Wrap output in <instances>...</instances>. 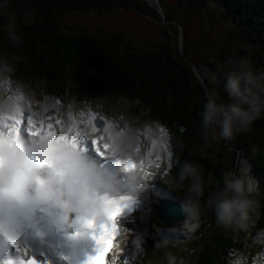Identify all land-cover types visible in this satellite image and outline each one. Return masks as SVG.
<instances>
[{"label":"trees","instance_id":"trees-1","mask_svg":"<svg viewBox=\"0 0 264 264\" xmlns=\"http://www.w3.org/2000/svg\"><path fill=\"white\" fill-rule=\"evenodd\" d=\"M178 1L179 4H193L201 9L222 4L239 20L248 39L257 45V55L264 63V0ZM123 2L11 0L10 10L20 18L18 31L23 38V47L17 49L8 41L3 31L6 20L0 17V55L18 53L25 56L26 59L16 65L14 75L26 82L43 81L44 90L49 94L62 98L68 95L79 102L100 97L114 100L119 96L136 100L137 112H143L152 122L171 130L173 148L169 156V173L176 182L178 161L199 162L206 175L210 172L216 177H220L225 170L236 171V151L231 160L223 157L221 152L214 155L199 135L198 113L202 110L205 88L194 74L193 65L180 57L178 52H172L169 44L157 50L136 51L122 44V33L109 35L105 31L74 30L57 25L65 14L91 10L104 13L114 10ZM131 7L139 12L151 13L145 4L137 0H132ZM29 10L34 12V18L25 25L23 13ZM224 142L234 143L235 147L240 148L241 157L252 162L254 169L262 174L258 192L252 193L262 214L255 227L248 231H225L212 226L215 222L211 213L202 217L199 229L205 228L208 222L212 230H200L203 242L194 249L195 264H224L230 251L238 249L242 243L254 247V242H260L257 236L264 229V118L256 120L248 131L235 140ZM220 148L218 146L217 151ZM182 192L184 195V190Z\"/></svg>","mask_w":264,"mask_h":264},{"label":"rangeland","instance_id":"rangeland-1","mask_svg":"<svg viewBox=\"0 0 264 264\" xmlns=\"http://www.w3.org/2000/svg\"><path fill=\"white\" fill-rule=\"evenodd\" d=\"M122 1L124 2L114 10L105 11L104 13L91 10L83 13L74 11L65 14L58 20L57 25L59 28L66 29H84L91 32L105 31L109 35L122 33V44H125L128 49L136 51L160 49L152 48L154 45L159 46L158 42L165 45L169 44L168 48L172 52H178L180 57L193 65V72L199 78L210 77L212 72H216V78L220 83H212L211 85L204 83L203 86L205 92L215 88L219 91L220 98L225 102L228 99L227 94L223 91L225 75L238 64L235 63L233 57H230L229 51L234 52L233 54H236L240 61L248 63L252 68L255 66L254 72L264 73V63L259 60L257 55V45L248 39L239 20H233L235 17L232 13L226 19L223 18L227 11L222 4L215 5V8L212 6L209 9H201L193 6V4H179L178 0H137L145 4L146 9L151 12L143 13L131 7L132 0ZM207 12L210 14L209 17L206 15ZM237 27H240L241 30ZM236 28L238 30H235ZM161 31H170L172 37L167 38ZM199 31L200 33H198ZM200 43L204 48L203 55L210 61L205 65L199 63L200 57L197 52ZM242 49L245 50L244 53L240 52ZM226 61L227 64H225ZM5 89L22 92L23 96L30 98L32 106H41V108L44 106L45 110L51 112L49 117L44 118L42 116L40 120H37V124L44 121V119H49L51 123L52 120L54 122L59 120L60 123H67L65 124L67 128L73 127V132L77 130V127L74 130L75 125L83 124L78 132L90 138L97 137L100 132L103 133L104 129L97 132L96 125L98 124L96 121L103 117V121L101 120L103 126L107 122L112 127L114 126L112 123L118 126L117 128L115 126L117 134L119 138L121 137L124 140L122 146L119 145L120 147L124 148L127 140L132 137L134 142H138L137 150H139L140 145L143 152L146 149L148 150V145L149 148L154 147L157 150L156 158L160 159L159 167L155 171V177L151 173L146 175L149 179L154 177V180L159 182V184L157 182L156 184L162 185L166 190L174 192L182 199V190L184 189L177 184L175 178L169 173V156L172 154L173 148L171 130L164 126L161 127V124L152 122L143 112H137L136 100L119 96L114 100L108 97H100L79 102L75 97L70 98L68 95L62 98L47 93L44 90L43 81L32 83L17 77H9L7 81L0 82V94L3 96ZM14 101L20 106L23 113L22 118L27 120L29 114L25 112L23 102ZM23 101L26 102L24 98ZM175 104L174 106H176ZM41 110L39 109L38 113H41ZM86 113L89 116L86 117ZM88 117L93 120L88 119ZM98 122L100 123V121ZM54 128H58L57 124L54 125ZM118 130L123 131V134H120ZM151 137L154 139L153 142L150 140ZM116 139L119 140L113 136L111 140L115 141H110L111 143L114 142L115 148L118 145ZM218 146L221 147L219 151H217ZM206 148L214 155L221 152L223 157L230 158V160L233 158L231 157L233 152L236 151L234 169L237 171L239 168L240 175L245 179H252L255 184L254 191H256L258 177L251 178L250 176L254 170L253 163L241 157L240 148L235 147L234 143H223V140L211 136L206 141ZM135 155L138 157L137 154ZM144 157H138L140 160L138 172L143 171L142 173H144ZM163 187L162 189L165 190ZM207 223L203 229H199V226L193 229L186 220L179 223H166L153 214L148 218L144 228L133 234L136 238L137 236L141 237L136 240L137 246L133 245V255L137 254L138 264H195L196 252L194 249L203 242V235L200 230L206 228L212 230L211 225ZM212 226L217 227L215 223ZM261 235L262 233L259 231L257 237H261ZM262 237H264V232ZM254 243L261 246V248L256 247L253 250L251 244L242 243L238 249L230 251L224 264H264V242L263 245L257 241ZM149 246L155 247L151 248Z\"/></svg>","mask_w":264,"mask_h":264},{"label":"clouds","instance_id":"clouds-1","mask_svg":"<svg viewBox=\"0 0 264 264\" xmlns=\"http://www.w3.org/2000/svg\"><path fill=\"white\" fill-rule=\"evenodd\" d=\"M11 6V0H0V17L6 20L3 31L8 41L21 49L20 18L10 10ZM33 18V11H25L23 24H29ZM25 59L18 53L0 55V82L7 81L14 74L16 65ZM217 83L220 81L214 82ZM223 91L227 94V102L220 98L215 88L204 93L198 115L199 135L205 141L210 136L233 141L248 131L256 120L264 118V73H256L248 63L240 61L226 73ZM18 96L24 98L22 92ZM20 110L13 101L0 94V116L18 114ZM17 145L15 154L0 145V234L7 237L14 234L21 218L34 217L40 209L54 210L59 225L67 224L72 213L78 214V222L93 219L101 224L107 219L104 198H114L121 187L136 191L145 179L134 172H127L126 179H121L118 174L90 160L80 148L66 142L48 147L51 166L33 167L27 151L32 146L31 139L19 137ZM114 153L125 157L121 163L127 164L129 154L119 145ZM177 163V184L184 189L181 208L193 229L208 213L212 214L216 226L225 231H248L255 227L262 213L258 201L252 198L254 181L240 175L239 168L237 171L225 170L216 177L210 172L206 175L199 162L184 160ZM124 169L122 167L121 171ZM254 176L257 175L253 173L251 178ZM260 231L264 232V229Z\"/></svg>","mask_w":264,"mask_h":264},{"label":"snow or ice","instance_id":"snow-or-ice-1","mask_svg":"<svg viewBox=\"0 0 264 264\" xmlns=\"http://www.w3.org/2000/svg\"><path fill=\"white\" fill-rule=\"evenodd\" d=\"M20 117H22V113L0 116V145H3L5 149L10 150L13 154L18 150L19 126L23 122ZM100 119L103 121V117ZM56 123L59 124L60 121L57 120ZM27 132L32 142L31 148L27 151L29 152L31 166L33 167L51 166V161L47 156L48 147L51 144L66 142L74 148H79L78 141L82 140L78 131L73 133L71 128H62L58 135L52 124H45L41 121L39 122V126H36L31 117L27 120ZM101 140H106L105 136L101 135L99 139H91L97 153L103 157L110 151L111 155H113L115 152L114 143L105 142L103 144L104 151H101ZM107 140H111V137H108ZM156 167H159V164ZM135 168L136 165L134 163L128 162L124 170L131 172ZM128 204V197L112 199L105 197L104 205L107 219L103 223L97 224L93 219L79 220L80 227L73 238L91 235V238L96 243V254L89 256L86 264H106V255L113 249V240L117 235L116 218ZM11 243L16 248L18 255L14 260L8 262V264H39L36 257L34 255L29 256V250L26 247H22L18 241L13 239ZM43 264H51V261L45 258Z\"/></svg>","mask_w":264,"mask_h":264},{"label":"bare ground","instance_id":"bare-ground-1","mask_svg":"<svg viewBox=\"0 0 264 264\" xmlns=\"http://www.w3.org/2000/svg\"><path fill=\"white\" fill-rule=\"evenodd\" d=\"M154 3H156V2H154ZM207 78L211 79L212 75L210 77H207ZM18 93H19V91H18ZM16 100L23 102L24 110L27 114H29L28 115V118H29L31 115V111H30L31 108L28 107V104L26 102H24L23 99L19 98L18 95H17ZM34 108H35L36 112L33 113V120H35V119L40 120L42 118V116L44 118H47L51 114V112L49 110H45L44 106L41 108V106L34 105ZM39 109H42L41 113H38ZM20 118L23 119L22 117H20ZM98 121H101V119L99 118ZM98 121H96V122L99 123ZM43 122L45 123V121H43ZM49 122L51 123V121H49V119H48V123H45V124H49ZM65 124H67V123L61 122V123L57 124L58 128H55V131L57 134H58V132H60V130L62 128H67V126ZM102 125H103V123H102ZM37 126H39V124H37ZM76 127H77L76 131H79L83 127V124L75 125L74 130ZM110 127L112 128V126H110ZM71 129H73V127ZM111 130H113V129H111ZM111 130L109 129V131H111ZM76 131H74L73 133H75ZM98 131H100V130H97V132ZM113 131L115 132L114 136L119 139V140L116 139V141H118V145L122 146V143H124L123 138H121V137L119 138L116 129H114ZM100 134L103 135L104 131H103V133L100 132ZM100 134H98L97 137H99ZM81 135L88 139V137L84 136L83 133ZM112 137H111V139H112ZM150 140H152V142H153L154 141L153 137H151ZM127 142H126L127 144L125 143L124 148L121 147L124 151L127 152L129 149H131V151L135 152V154H137L138 156L142 155L141 145L139 146V150H137L136 148L138 147L137 146L138 142H134L133 137L130 138V140H127ZM172 147H173V140H172ZM156 152H157V150L154 147H152L150 149L148 148V150L145 151V157L147 160H146V165H144V166L146 167V170L144 171V173H141V176H143L145 179H144L143 184L136 190L139 197L141 198V200H144L142 209L131 214V215H129L128 217L122 219V221H121V235L119 237V240H120L121 247L124 250V251L122 250L123 253L121 254V256H122L121 264H138L137 254L135 256L133 255V245L137 246L136 240L140 239L141 237L137 236V238H136L133 236V234H135L136 232H140L144 228L145 223L148 221V218L151 215L154 214V215H157V217H159L157 214V201L160 200L161 198L167 196V192L165 190H163L161 186L158 187L157 185L152 184L150 182L148 176L146 175L147 173H151L152 176H154L155 171L157 170L156 165L159 164L160 159L158 160V158H156ZM118 155H121V154L118 153ZM153 186H155L154 189H153ZM175 222L179 223L180 221H175ZM127 250H129V251L127 252Z\"/></svg>","mask_w":264,"mask_h":264},{"label":"water","instance_id":"water-1","mask_svg":"<svg viewBox=\"0 0 264 264\" xmlns=\"http://www.w3.org/2000/svg\"><path fill=\"white\" fill-rule=\"evenodd\" d=\"M226 11L227 13L223 17L224 19H226L230 14V11L228 9ZM206 15L207 17L210 16L208 12L206 13ZM200 80H201V83H207V84L213 83L214 84V82L217 80L216 72H212L211 79L202 78ZM253 173L259 176V180L261 179L260 173H257L255 170L253 171ZM257 186H259V184ZM157 214L162 221L167 222V223H171L175 221H184L185 214L183 213V210L181 208V198L174 193H170L169 196L161 198L157 202Z\"/></svg>","mask_w":264,"mask_h":264},{"label":"flooded vegetation","instance_id":"flooded-vegetation-1","mask_svg":"<svg viewBox=\"0 0 264 264\" xmlns=\"http://www.w3.org/2000/svg\"><path fill=\"white\" fill-rule=\"evenodd\" d=\"M214 8H215V6H213ZM213 9V8H212ZM235 18H233V20H234ZM213 24V23H212ZM238 29H240L241 30V28L240 27H237ZM235 29V30H238V29ZM161 33H163V34H165L166 36H167V38H171L172 36H171V32L169 31H161ZM198 33H200V31L198 32ZM200 38V37H199ZM158 44H159V46H156V45H154V46H152V48H161L164 44L163 43H161V42H158ZM245 52V50L244 49H242V51H240L241 53H244ZM203 52H204V48H203V45L200 43L199 44V47H198V55H199V57H200V60H199V63L200 64H202V65H205V64H208L210 61H208L206 58H205V55H203ZM234 52H230L229 51V55H230V57H233L234 58V60H235V63H239L240 62V60L236 57V54H233ZM232 59V58H231ZM225 64H227V61L225 62ZM254 68H255V66L252 68L253 69V71H254Z\"/></svg>","mask_w":264,"mask_h":264}]
</instances>
